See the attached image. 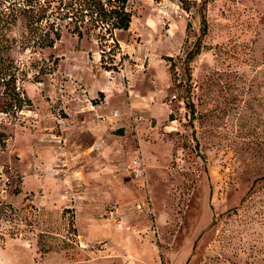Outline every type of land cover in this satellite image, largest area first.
I'll return each instance as SVG.
<instances>
[{"label":"rangeland","instance_id":"rangeland-1","mask_svg":"<svg viewBox=\"0 0 264 264\" xmlns=\"http://www.w3.org/2000/svg\"><path fill=\"white\" fill-rule=\"evenodd\" d=\"M128 8L117 45L63 25L29 48L31 103L6 111L0 87V264H264V0Z\"/></svg>","mask_w":264,"mask_h":264},{"label":"trees","instance_id":"trees-1","mask_svg":"<svg viewBox=\"0 0 264 264\" xmlns=\"http://www.w3.org/2000/svg\"><path fill=\"white\" fill-rule=\"evenodd\" d=\"M129 0H0V87L4 95V109L22 108L31 103L18 85L23 69L21 56L30 51L53 46L60 39L63 25L79 35L90 32L97 25L102 30L101 38L112 39L117 45L116 29H128L132 21ZM203 33L208 21L203 15ZM201 36L189 53L197 54L202 49ZM104 66L115 69L114 62ZM173 118V113H170ZM13 209L10 202L0 200V214ZM45 249L44 251H47Z\"/></svg>","mask_w":264,"mask_h":264},{"label":"crops","instance_id":"crops-1","mask_svg":"<svg viewBox=\"0 0 264 264\" xmlns=\"http://www.w3.org/2000/svg\"><path fill=\"white\" fill-rule=\"evenodd\" d=\"M123 88H122V86L121 87H119V90H122ZM99 92L100 93H102V94H104L105 95V98H108L109 96H110V94H112V93H115L114 94V96H121L120 94H118V92L116 93V91L115 90H113V91H107L106 89H105V87H103V86H97L96 88H93V89H91L90 90V94H92V96H96L97 94H99ZM109 99H111V98H109ZM135 101V100H134ZM133 101V102H134ZM111 105V104H110ZM93 106L96 108L97 106H101V103H94L93 104ZM92 107V106H91ZM102 110H104V111H106V108H103ZM108 111V110H107ZM153 112V111H152ZM120 130H123V129H120ZM102 138H103V135H102V133L101 132H98V131H95V133H94V145L96 146V145H99V148L101 149L100 151L103 153V154H107V149H108V146L109 145H107V143L105 144V142L104 141H102ZM105 145H107V147L105 146ZM91 156V159H98L99 161H100V163H101V161H102V163H104V164H107L108 162H107V160L105 159V158H103V156L102 155H97L95 152H93L92 154H89V157ZM131 156V153L129 152L127 155H126V159L127 158H129ZM106 171H107V169H106V166H100V169H99V171H94V172H96L97 174L96 175H98L99 177H103L104 176V178H105V183H113L114 182V175H112V174H106ZM93 174H95V173H93ZM108 177H109V179H108ZM117 177V176H116ZM115 177V178H116ZM109 181H111V182H109ZM109 231H111V230H109ZM81 262H84V261H81ZM86 262L87 261H85V263L84 264H86ZM88 264V263H87Z\"/></svg>","mask_w":264,"mask_h":264},{"label":"built area","instance_id":"built-area-1","mask_svg":"<svg viewBox=\"0 0 264 264\" xmlns=\"http://www.w3.org/2000/svg\"><path fill=\"white\" fill-rule=\"evenodd\" d=\"M115 113H118V109L115 110ZM130 169L132 173L136 176L142 175L144 172V166H143V158L141 154H137L136 157L133 159Z\"/></svg>","mask_w":264,"mask_h":264}]
</instances>
